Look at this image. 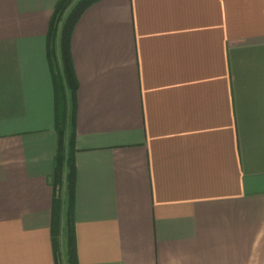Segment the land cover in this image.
<instances>
[{
    "label": "crops",
    "instance_id": "0c3cea01",
    "mask_svg": "<svg viewBox=\"0 0 264 264\" xmlns=\"http://www.w3.org/2000/svg\"><path fill=\"white\" fill-rule=\"evenodd\" d=\"M57 2L0 0V264H58ZM71 55L78 263L264 264V0H96Z\"/></svg>",
    "mask_w": 264,
    "mask_h": 264
},
{
    "label": "trees",
    "instance_id": "16d2710c",
    "mask_svg": "<svg viewBox=\"0 0 264 264\" xmlns=\"http://www.w3.org/2000/svg\"><path fill=\"white\" fill-rule=\"evenodd\" d=\"M75 0H58L51 21L50 32L48 36V56L52 68L56 71L57 100H56V124L58 131V152L56 154L55 170L53 174V183L55 187H60L63 182V175L66 171L67 188L69 190V199L66 212V233L67 254L70 264H79L77 259V249L75 241V232L73 227V192L75 176V92L77 89V79L74 71L71 55V37L74 24L81 12L96 0H80L78 4L65 16L69 6ZM60 33V52L63 64L65 86L61 84V76L58 72L57 61V38ZM57 68V69H56ZM56 78V79H57ZM70 92L67 96L66 90ZM67 138V148L65 146ZM58 190V188H57ZM62 200L59 193L54 197V218L52 220V241L58 264L61 252V233L63 229L62 222Z\"/></svg>",
    "mask_w": 264,
    "mask_h": 264
},
{
    "label": "rangeland",
    "instance_id": "374dc122",
    "mask_svg": "<svg viewBox=\"0 0 264 264\" xmlns=\"http://www.w3.org/2000/svg\"><path fill=\"white\" fill-rule=\"evenodd\" d=\"M80 0H75L68 8L65 16H67V14L78 4ZM62 189V188H61ZM60 193H61V190H60ZM65 201H66V208H67V200H68V197L65 196ZM67 240H68V236H67V233H66V227H64L62 233H61V252H60V255H59V262L60 264H70L69 263V256L67 254ZM66 245V247H65Z\"/></svg>",
    "mask_w": 264,
    "mask_h": 264
}]
</instances>
